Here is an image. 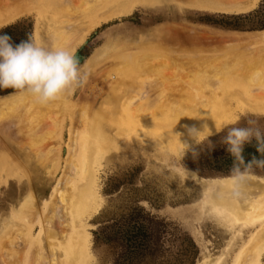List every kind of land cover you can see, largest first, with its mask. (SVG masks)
I'll use <instances>...</instances> for the list:
<instances>
[{
  "label": "rangeland",
  "instance_id": "374dc122",
  "mask_svg": "<svg viewBox=\"0 0 264 264\" xmlns=\"http://www.w3.org/2000/svg\"><path fill=\"white\" fill-rule=\"evenodd\" d=\"M64 1L72 2V0H52L46 7L19 14L1 23L0 29L25 18L34 23L35 34L37 31H44L43 35H47L48 28L55 20L57 21L60 16L64 19L67 17L68 2ZM77 1L72 3L79 5L80 2ZM83 1L81 4L88 3V0L87 3L86 0ZM111 1L109 3H113ZM116 2V7L114 5L113 8L117 10L81 24L77 29L78 32L74 33L75 37L80 36L83 40L73 48V51L80 59L81 66L90 73L82 87L73 94L65 96L66 98L63 97L66 99L62 98L63 102L59 100L49 103L53 108L39 105L32 109L26 108L30 111L15 112V110L14 113L9 111L8 113L5 111L6 114L0 113V153L3 151L1 154L6 157L2 159L3 161L0 160L2 170L0 172V239L2 242L7 240L8 246L12 247L11 239L15 236L13 232L19 230L23 224L18 219L20 209L24 205L31 204V197L37 200L39 208L51 203L68 159V149L71 145L69 135H73L76 129L75 134L78 135L81 144L89 145L86 157L88 154L91 162L88 182L80 196L85 203L82 211L74 213V228L78 229L74 233L77 235L74 239L79 238L82 246L75 256L69 253V249L63 247L59 264H67V261L68 264H111L110 257L106 253L98 255L93 253V233L104 224L121 222L123 217L136 209L164 220L169 225L170 250L166 264H182L186 260L188 262L185 264H235L237 257L251 241L253 233L251 234L249 228L258 223L261 217L264 218V215L256 219L251 218L252 221L249 219L250 223L248 221L246 224L239 222L240 219H237L238 215H234L235 210L230 203H226L227 206L230 205L229 207L225 205V208H229L231 214L224 211L221 207L224 204L212 201L206 195V189L212 191L217 183L228 181V178L206 179L196 173L198 178L195 181L190 177L184 181L185 156L191 154L193 149L203 151L209 146H212L211 148L225 146L222 138L227 134V127L221 132H217L216 127L244 126L247 120H254L264 130V112L234 109L231 115H225V118L210 130L212 135L205 141L197 143L195 138L186 134V137L176 141L177 143L166 145L164 144L166 142L162 141L160 131L144 128V123L138 124L140 123L138 122L134 126L128 121L130 127L123 129L124 122L122 123L121 118L128 112L127 110L132 112V107L146 98L148 95L146 93L150 91L147 86L152 85L150 82L153 80L152 77L149 78V82L145 84L146 89L143 83L139 84L136 78V81L134 80L137 70L134 75L131 70L137 68L132 69L128 66L124 69L126 64L123 66L118 60L122 55H125L124 59L126 55L156 53L162 57L159 60L155 57L153 61L160 70L162 68L163 75L173 74L178 78L188 66L177 64L175 57H172L174 58L172 61L171 55L167 59V56L161 54L162 49L171 50L170 53L177 49L181 53L191 51L194 53L193 57L195 53L200 55L211 52L210 57L229 53L235 50L236 46L233 45L238 43V37L264 32V0H259L253 7L240 6L233 10L224 9L223 5L213 0H116ZM164 57L167 61H164ZM161 60L164 66L159 63ZM170 60L172 63L174 61L177 63L172 65L169 63ZM113 62L114 64H111ZM166 66H169L171 72H167ZM122 68L127 70L126 72L130 69L129 74L132 73V80L137 83L131 84L132 81L129 82L124 78L123 81L120 80L118 72H121ZM203 81L202 85L205 84ZM120 82L123 84H119ZM127 86L130 88L129 91L126 89ZM189 89L190 95L195 96L193 90L196 88L192 90V87H189L188 91ZM15 95L17 94L0 96V105L14 98ZM170 96L166 95V99L169 97L170 102L174 101ZM128 105H132L131 108ZM124 117L123 121L126 119ZM60 127L64 128L61 138ZM130 128L134 130L130 131ZM32 130L35 131L33 136ZM200 139H204L203 135ZM80 142L77 144L79 150ZM185 142L190 146L186 151L182 144ZM10 144H16L22 152H13L8 146ZM204 156L205 154L195 155L191 163L200 166ZM82 158V155L81 158L74 157L80 167L87 162V159L83 161ZM251 178L263 180L264 175L253 173ZM244 197H247V194ZM255 198L256 196L252 194L247 197V201L252 202ZM249 209L254 210L251 206L248 212ZM258 211H256L257 216H260L263 210L261 208L260 212ZM82 212L85 214L83 215ZM247 214L243 216L247 218ZM54 217V225L57 228L62 223L56 213ZM36 219L33 218L31 221H38ZM48 226L49 223L45 220L41 225H36L33 237L38 239L41 227L46 230ZM60 227L56 231H60ZM71 229L74 231L73 228ZM71 229H67L68 234L73 232ZM39 241L36 244L38 246L39 243L46 260L44 261L42 257V262H35V257L39 256L36 255L38 248H35V251H32L34 253L31 259H33L29 262L50 264V259L51 261L53 259L46 235L43 234ZM63 243L68 247L67 239ZM2 246L4 255L10 247L4 244ZM184 250H187V254ZM65 251L68 253L66 254ZM262 252L253 264H264V252ZM1 257L3 256H0V264H9L5 263L6 260L3 263L5 255L3 259ZM31 259L29 257L27 260L22 259L23 262L20 261L19 264H24V261L29 264L28 260Z\"/></svg>",
  "mask_w": 264,
  "mask_h": 264
},
{
  "label": "bare ground",
  "instance_id": "6f19581e",
  "mask_svg": "<svg viewBox=\"0 0 264 264\" xmlns=\"http://www.w3.org/2000/svg\"><path fill=\"white\" fill-rule=\"evenodd\" d=\"M51 1L52 0H0V24L7 22L11 18H14L19 14L26 13L31 10H36L42 7H46L49 5ZM73 1L75 0H72V2ZM81 1L84 2L83 0ZM81 1L78 0L77 2H80L81 4L82 3ZM92 1L93 2H91V0H88L87 3L86 0L85 1L87 3L86 5L84 4L80 5L78 3L80 6L77 5L76 3H72V2L69 3L70 1L69 2L64 1L65 3L68 2L67 3L68 8L66 7L67 17H65L64 19L62 18V16H60L57 21L55 20L48 28L49 33H47V35H43L44 31L42 32L37 31L35 34L36 43L47 48L63 47L73 50V48L78 44H80L81 41L83 40V38L80 39V36L79 37L74 36V33L81 26V24L83 23L86 24L88 23L89 20L94 21L97 18H100L106 14L108 15L112 13L114 10H117L113 8L114 5L116 7V3H117L116 0L115 1L112 0L113 3H109L111 0H92ZM213 1H215V3L217 4L223 5L224 9L226 8L233 10L235 7L237 8L240 6L253 7L259 0H213ZM70 4L71 6H69ZM78 35L79 34H77V36ZM73 36L75 37V39L73 38ZM237 40L238 43L236 45H233L236 46L234 47L235 50H232L229 53L225 52L222 53L221 55L219 54L220 56L217 57H210L211 52L210 54H207L208 53L207 52L206 54L201 53L200 55L195 53L193 57L192 55L194 53H191V51H185V52L183 51L184 53H181L178 52L180 50L177 49V51L174 52L172 51L170 53L169 51L171 50L162 49L163 51H161V54L167 56V59L168 57H170V55L171 58L172 57L176 58V61L178 63L175 61L173 63H177V64L180 63L182 66L183 65L188 66V68L185 69L183 73L178 75V78L174 77L173 74L163 75V73L161 72L162 68L160 70L157 64L154 63L155 57L156 58L158 57V60L162 57V56L159 57L158 56L159 54L157 55L156 53H152V52H142L141 54H137V55L134 54V56L137 58H135L133 55L132 56L126 55V58L124 59L123 57L125 55L119 56L122 59L119 58V60L118 59L117 60L121 62L123 66L126 64L124 69H127L128 66L129 67L131 66L132 69L137 68L131 71L133 72L134 75V72L137 70L138 74L135 72L137 76L134 75L135 76L134 80L136 81L137 79V82H139V84L140 82L143 83L144 85L147 84L151 79L150 77H152L151 80H153L152 82H150L152 83V85L148 84L150 87L147 86L148 91L149 90L150 91L146 93L148 94L146 98L144 97L145 99L144 100L142 99L141 103H139L135 107H132L133 108L132 112H129V110L125 108V110H127L128 112H126V114L123 113L124 115L121 114V117L122 115L123 117L124 116L126 117L124 121H123V117L121 118L122 123L124 122L123 129L124 130L128 129V126L130 127L131 124L135 126L137 125L136 123L138 122H140L138 124L144 123L143 125L144 128H148V129L150 128L152 129V131L153 129L160 131L159 133L162 138V141L166 142L164 144L170 145L171 143L172 145V143L174 144L177 143L176 141H180L184 139L186 137V134H188L185 125L189 127L195 126L198 131H203V126L207 125V128L211 130L212 128L215 127V125H217V123L222 118H225V115L226 116L231 115L234 109H245V110L247 109V110H251V112L252 111L264 112V32L246 37H238ZM127 56L128 58H130L129 59L130 61L126 60L128 59ZM164 58H163L164 61H167L166 57ZM173 59L174 58H172V61ZM120 60H122L123 62ZM134 61H137V63ZM116 63L117 62H115V64ZM159 63L164 64L162 60ZM169 63L170 64L172 63L171 60ZM111 64H114V62ZM177 64H175V66ZM168 67L166 69H168ZM124 69L122 68L121 72H118L120 74L119 75L120 80L123 81L124 78L126 80H129V82L132 81L131 84L137 83L134 80H132L133 75H131L132 73L129 74V72H131L130 69L128 70V72H126L127 70L125 71ZM123 70L129 75L126 73L125 75ZM167 72H171V69L170 71L168 69ZM172 72L174 73V70ZM164 73H166V71ZM174 75H176V72L174 73ZM123 76H125L126 78ZM201 80L202 81L204 80L203 82L205 84L202 85ZM119 84H123V83L120 82ZM189 87H192V90L195 88L197 89V91L196 89L193 90L195 91L196 94V95L194 94L195 96H193V94L190 95L191 90L189 89L190 91H188ZM126 89L127 91H129L130 88L127 86ZM166 95L167 96L171 95L174 101H171L172 102L171 103L170 100H168L169 97H167L166 99ZM63 99L61 98L60 101L62 100L63 102ZM116 99L119 100V98ZM39 105L41 104L37 103L33 97L28 96L26 94L17 93V95H15L14 98L5 101L0 105V113L4 114L5 111L14 113L15 110H16L15 112L21 110L30 111L27 110L26 108L32 109ZM42 106H46L47 108L52 107V105L49 104ZM128 106H130L131 108L132 105H128ZM128 121L129 123H131L130 125L129 123H127ZM61 127H60V131L64 129V128L61 129ZM131 130L133 131L134 129L130 128V131ZM31 132H33L32 133L33 136L35 131L32 130ZM36 132L37 134H39L38 130ZM75 133H76V129L74 131V134ZM176 133H180L181 134L180 137L174 135ZM74 134L69 135L70 136L69 141H71V145L68 149V155H67L68 159L65 162L66 163L65 169L63 171L61 178L59 179L51 203H46V204L44 203L45 205L43 204L44 206L42 208H39L38 206L39 204L37 203V200H35L34 197L33 198L31 197V204L24 205L20 209V215L18 219L20 220V222L22 221L23 224L22 226H20L19 230L17 229V231L15 230V232H13L15 236L14 237L11 236L13 238L11 239L12 247L8 246L9 243H7V240L6 241L4 240V242H6L4 243L0 239V253H1L0 256H3L1 257V259H3L5 255V259H3V263L4 260H6L5 263L19 264L23 262V260H27L28 257L29 259H31L32 254L34 253L32 251L33 250L35 251V248H38L36 250L37 251L36 255L37 254L39 255L37 256L39 260L37 261V258L35 257L36 259L35 262H40L43 259L45 261L46 255H44V252L39 247L40 246L39 243L38 246L36 244V242H40L39 240L43 236V234L46 235L47 241L49 242L48 245H49V250L51 252L50 255L53 259L52 261L50 259V262L52 264H59L60 253L63 251L62 250L63 247H65L64 249L67 250L69 249V253H71V255L73 256L78 254V252L81 250L82 243L80 242V239L79 238H77V240L74 239L76 235L74 233L78 230V229L76 230V227L74 228L75 225L74 213L82 211L83 209L85 201L80 196L83 192L84 186L88 182V178L91 171V162H90V156L88 154L86 157V150L89 151L88 148L89 145L86 146L81 144L78 135L77 134L74 135ZM59 135H60L59 137L61 138V136L63 135V130L59 133ZM79 142H80V150L77 148V144ZM8 146L15 153L22 152V150H20V148L16 146V144L15 145L10 144ZM1 153H0V160H2L3 158L6 159V157ZM60 153H61V149H60ZM77 154H79V156H77ZM21 155H23V153H21ZM81 155L83 156L82 160L85 161L87 159V162L83 163L82 166L80 167L75 161L74 157L81 158ZM59 163H58V169L60 166ZM0 172H2L1 168H0ZM228 184H229V180L222 183H217L215 185L216 188L214 189L211 188L212 191L206 189L207 190L206 195L209 196L212 201L223 203L224 206L223 205L221 206V204L218 205L223 207L224 211L229 212V214H231L229 208H227L228 210L225 208L227 206L226 203H230L231 206L233 205L232 208L235 211L234 210L232 211H234L233 212L234 215L239 216V217L237 216L238 220L239 219L241 220L242 218V221L239 220V222H246V224H248L249 219L252 221L251 218L256 219L264 215V179L256 180L250 178V180L248 181L244 191L245 194H247L248 198L252 194L256 196V198L252 202H248L247 197H244L243 199L240 200H232L229 198H223V199L218 198L217 194L223 195L224 193V189L220 186H226ZM230 204H228L227 207H229ZM249 206H251L252 209L254 210L249 209L248 212ZM261 208L263 211H261L260 216H257L258 213H256V211L259 210L258 212H260ZM54 212L56 213V216L59 217V220L62 223V225H60L61 227L59 226L60 231H56L59 227L56 228L54 225L55 223ZM243 212L246 213L244 214ZM82 214L84 215L85 213L82 212ZM246 214L250 216L249 218L247 216L248 219L246 218V216H243ZM251 214L254 215L252 216ZM219 215H221V213ZM33 218H37L36 220L38 221L35 222L31 221ZM43 220H45V222H48L49 226L46 227L47 228L46 230L45 228L42 229L41 227L40 230L41 232L38 235V239H35L33 237V230L36 225L39 224L41 225ZM263 221L264 218L261 217L258 223H255L251 228H249V231L250 230L252 231L251 234L253 233L251 241L237 257L235 264H253L254 262H256L255 261L256 257L259 254H261L262 251L264 252V222ZM69 228L70 229L73 228L74 231L71 229L73 232L70 230L72 233L68 234L67 229ZM66 239L68 240V244H67L68 247L65 246L66 242L65 245H63L64 244L63 242ZM3 244L5 246L7 245L8 247H10L9 250L4 252V255H3L4 250L2 251ZM67 253L68 252H66V254ZM42 257L44 258L42 259ZM32 259L28 260L29 264H31L29 261H32ZM65 261H67V259ZM24 262H25L24 264H26L27 261ZM68 263L69 262L67 261V264Z\"/></svg>",
  "mask_w": 264,
  "mask_h": 264
},
{
  "label": "clouds",
  "instance_id": "9594fccd",
  "mask_svg": "<svg viewBox=\"0 0 264 264\" xmlns=\"http://www.w3.org/2000/svg\"><path fill=\"white\" fill-rule=\"evenodd\" d=\"M89 75V71L81 66L80 59L71 49L44 47L37 44L31 35L27 40L14 45L10 36L0 35V89H13L14 93L26 94L37 103L47 105L73 94L87 82ZM226 127L227 134L222 138V143L227 146V152L234 159L229 170V184L220 186L224 193L217 194V197L240 200L245 196L244 190L254 168L264 169V130L256 121L247 120L244 126L224 125L216 127V131L221 132ZM185 128L197 143L212 135L207 125L203 126V131H198L195 126L185 125ZM174 135L180 137L181 134ZM201 135L203 140L200 139ZM253 140L261 158L253 156L245 163L244 146L251 144ZM182 144L185 151L189 149L187 142ZM193 154L197 155L195 149ZM189 177L193 181L198 178L196 173H189L184 168V181Z\"/></svg>",
  "mask_w": 264,
  "mask_h": 264
},
{
  "label": "trees",
  "instance_id": "16d2710c",
  "mask_svg": "<svg viewBox=\"0 0 264 264\" xmlns=\"http://www.w3.org/2000/svg\"><path fill=\"white\" fill-rule=\"evenodd\" d=\"M7 34L16 45L29 36L35 41L34 23L29 19H20L0 29V35ZM13 89H0V96L17 94ZM255 140L244 146L245 163L253 156L261 158L257 152ZM197 154H205L200 166L191 163L193 152L185 156V168L206 179L228 178L233 165V157L227 152V146L211 148ZM190 163V164H189ZM253 173L263 174L264 169L254 168ZM170 243L169 225L157 217L142 210H134L121 222L104 224L93 233L92 251L94 254L106 253L111 264H166ZM186 251V252H185ZM187 254V250H184ZM185 257V256H184ZM183 261L182 264L187 263Z\"/></svg>",
  "mask_w": 264,
  "mask_h": 264
}]
</instances>
